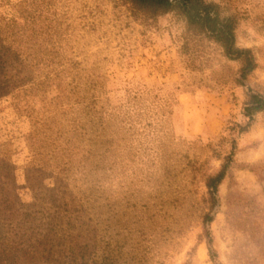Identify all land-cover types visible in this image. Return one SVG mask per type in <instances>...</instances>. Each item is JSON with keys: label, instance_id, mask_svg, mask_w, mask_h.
<instances>
[{"label": "rangeland", "instance_id": "374dc122", "mask_svg": "<svg viewBox=\"0 0 264 264\" xmlns=\"http://www.w3.org/2000/svg\"><path fill=\"white\" fill-rule=\"evenodd\" d=\"M209 1L234 15L237 44L255 54L245 85L242 62L176 10L148 17L128 0H0V37L19 50L0 42V264H67L57 244L75 231L69 219L91 236L90 215L74 217L90 145L94 174L107 150L95 191L109 196L121 260L264 264V110L240 128L249 89L264 95V0ZM54 145L73 149L80 180L69 186L38 168L56 165ZM229 155L213 199L207 179ZM18 202L47 208L45 226L33 216L19 230Z\"/></svg>", "mask_w": 264, "mask_h": 264}, {"label": "trees", "instance_id": "16d2710c", "mask_svg": "<svg viewBox=\"0 0 264 264\" xmlns=\"http://www.w3.org/2000/svg\"><path fill=\"white\" fill-rule=\"evenodd\" d=\"M132 6L139 11L143 12L148 17H156L158 15L176 10L181 15L184 16L187 25L190 29L196 30L198 32L203 33L206 37L219 44L222 48L224 55L231 60H239L242 62V66L240 69V76L238 78V82L241 85H245V80L248 75H250L255 68L257 67V61L255 54L250 47H241L237 44L236 41V19L234 15H227L222 13V8L220 3L209 0H128ZM0 36L3 34L0 32ZM0 42L2 43V48L5 51H8L9 48L13 47L15 43L12 41L11 43H7V37H0ZM13 54L17 55L19 50L13 47ZM4 62V60L2 61ZM6 83V84H5ZM3 83L4 87H9L8 81ZM3 87V88H4ZM77 85L75 86V88ZM5 89V88H4ZM13 89H5L6 94H9ZM17 90V89H16ZM15 90L12 91V93ZM83 98H87L89 102L85 104L86 108L93 107L94 103H96V97L94 95L91 96H83ZM264 110V95L261 93H256L249 89V100L246 102L244 106V115L248 118V123L240 127L241 130H246L251 122L253 121L254 115L257 112ZM88 115V114H87ZM99 122L103 125L104 117L103 115H98ZM110 118L107 119L109 122ZM107 122L104 123L107 125ZM99 124V125H100ZM84 128V125L81 126ZM107 142H110V138L107 139ZM55 147V156H53L56 161L55 166H51L50 164L42 163L38 166L39 169L50 168V172L53 174L56 173L59 175L61 181H64L67 186H69V181L75 182L80 180L75 174V164L72 161L73 149L66 148L63 151L58 150V146ZM65 147H67L65 145ZM63 147V148H65ZM88 156H85V159L88 160L87 164H89L90 168H87L85 163L79 162L82 168L86 166L87 176L90 179L87 182L86 190L78 189L76 192L78 199L80 201V207H82V212L78 214V209H76V214L74 217L80 220L83 216L82 213L86 211L89 214L88 220L94 224L92 228L91 236L86 238L81 236L82 233H78L79 229L76 227V222L68 221L69 226L72 228L75 227V231L70 230L63 239L67 241L66 243L57 244V250L60 255H65L67 257V264H129L127 260H121L118 252L116 250V244L113 241L112 235V227L111 222L112 218L111 212V202L109 200V196L104 195V190L95 191L96 187H100L101 176H97V169L99 168L102 174H105L104 170L107 167H104L103 163L105 156L107 154V150L102 154V157L99 161L95 162V169L92 172L94 161H93V146H89ZM61 152V153H59ZM95 154V153H94ZM59 155L66 157L67 159L63 161L62 157ZM228 159L222 165V168L213 176H210L207 179V187L210 190V193L213 199H216V193L218 190V186L221 184L223 179L226 176L231 156L227 157ZM62 163V164H60ZM102 164V165H100ZM55 170V171H53ZM105 171V172H104ZM78 172V169L77 171ZM84 181L83 183L86 184ZM76 187V185H73ZM80 190V191H79ZM20 209H22V218H18V229L21 228L24 230V225L29 223L28 227H31L33 224V216L34 219H39V227L45 226L48 218V209H44V211L38 210L35 207V204H25L22 202H18ZM99 209V211H98ZM66 210H62L60 206L56 207V211L54 215L58 217H62L65 221L67 215H65ZM37 214H40L39 217H35ZM212 219L208 218L207 222H210ZM47 228V227H46ZM35 229V226L33 230ZM54 227L47 228L46 231H52ZM26 232V231H25ZM38 233V232H37ZM50 235H47V238ZM47 242V240H46ZM210 242V241H209ZM48 243V242H47ZM213 255V254H212ZM57 259L55 262H58ZM134 264H148L146 260H135Z\"/></svg>", "mask_w": 264, "mask_h": 264}]
</instances>
